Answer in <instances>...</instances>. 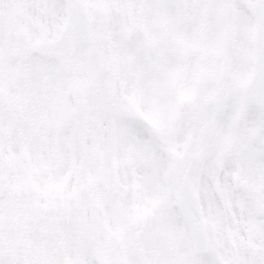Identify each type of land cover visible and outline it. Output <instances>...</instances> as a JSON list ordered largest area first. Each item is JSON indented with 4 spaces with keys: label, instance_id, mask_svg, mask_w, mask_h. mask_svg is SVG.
Wrapping results in <instances>:
<instances>
[{
    "label": "snow or ice",
    "instance_id": "6c2138e0",
    "mask_svg": "<svg viewBox=\"0 0 264 264\" xmlns=\"http://www.w3.org/2000/svg\"><path fill=\"white\" fill-rule=\"evenodd\" d=\"M0 264H264V0H0Z\"/></svg>",
    "mask_w": 264,
    "mask_h": 264
}]
</instances>
